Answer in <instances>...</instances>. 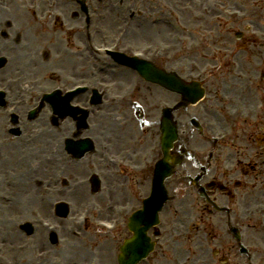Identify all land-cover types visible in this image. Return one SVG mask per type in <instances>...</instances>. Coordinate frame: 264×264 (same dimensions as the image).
Segmentation results:
<instances>
[{"label": "flooded vegetation", "instance_id": "obj_1", "mask_svg": "<svg viewBox=\"0 0 264 264\" xmlns=\"http://www.w3.org/2000/svg\"><path fill=\"white\" fill-rule=\"evenodd\" d=\"M39 2L41 4L40 13L43 14L48 9L50 1L39 0ZM13 3L12 0H0V40L12 47L15 52L25 47L33 51L31 54L32 64L29 74L19 75V78L27 77L24 83L14 82L6 71L0 72V86H5L9 80L8 93L2 97V105H0V135L4 134L6 124L8 133L11 128V120L17 122L15 132L16 128L21 129L20 137L24 133L38 136L39 133H43V130L54 134L62 133L61 151L64 172H69L71 176H73L72 173L76 174L81 179L85 178L88 188L76 182L73 187L75 193L81 194L84 190H88L90 193L86 178L89 173L86 172V169H91L95 165H92L87 156L83 157L85 160L81 158L79 161H72L70 154L66 151L65 140L75 133L94 140L101 133L103 125L111 122V115L115 110L122 116L129 112L128 98H124L122 101L115 100L113 103L104 98L105 94L91 97V93H86L72 100L71 106L87 111L86 124L83 127L76 126V113H70L57 126H54L53 109L49 103L44 101L41 107L43 111H38L33 120L29 119L25 112L26 109L23 114V105L26 102L38 100L35 89L45 84L61 85V83H65V80L62 81L59 74L55 80L54 55L50 52L51 43L48 34H35L33 30L27 32V29H32V26L36 24L35 17H32L34 12H30L27 1H22L19 6H14ZM56 3L57 14L65 17L68 8L60 6L62 3L59 1ZM7 6L9 11L6 9ZM9 12L18 13L23 18L21 23H19L20 17L16 14L8 16ZM30 13L33 22L29 19ZM76 24L75 27L78 28L76 32L71 34L67 28L65 34L69 40L73 36L75 47L83 44V32H80V27L85 30L91 29L95 31L96 35L102 32V27L98 25L89 28L81 16L77 17ZM24 25L25 28H23ZM256 30L258 32L255 36H247L243 32L237 35L230 29L213 33L210 39L199 48V51L205 48V55L196 59V64L192 69L195 70V88L201 92L202 98L191 104L190 109L188 106L182 105L179 96L174 94L173 97H168L162 94V99L155 111H151L148 102L146 103V112H143L147 119L144 124L149 125L151 117H157L160 110L171 109L178 130V138L173 143L170 153L171 156L181 157V166L175 175L166 182V186L171 195L178 199L177 207L181 208L183 204L181 189L185 173L182 170L188 169L190 173L194 172V177L201 174L197 184L204 187L205 193L222 208L220 211H212L205 202L201 203L203 213L208 212L206 227L209 229L210 242L220 247L218 255L210 251V259H207L205 251L199 250L197 259L203 264L206 259V264H243L241 260L247 258L240 253L238 244L233 242V245H230L229 242H226L224 235H216L214 232L222 227L221 215L230 216L235 210L254 213L258 207L264 205V26H256ZM35 38L36 45L34 44ZM67 59L65 53L61 55L60 60L65 62ZM12 68L21 69L17 65ZM99 83L113 85L117 81L101 79ZM31 84L34 85L32 90L29 88ZM114 92L115 96L126 95L127 86L117 84L114 87ZM144 99L147 101V98ZM15 100H22V103L16 108V112L10 113L8 108L15 105ZM29 105L27 104V107ZM37 125L41 126V129L33 132ZM155 125L154 123L153 126L155 127ZM156 135L155 128L148 136L153 138ZM43 137L39 143H35L36 148L32 142L27 144L30 151H33L35 161L38 160L37 156L42 154L37 146H40L45 152L52 149L54 137L46 141L43 140ZM133 139V134L121 133L119 130L115 133L114 138L110 135L99 138L100 143H114V149L110 151L112 156L127 157L126 159L135 167H143L141 173L118 171L112 168L114 182L118 186L115 188L119 189L120 185L129 182L137 184L136 193L122 197L132 205V211L135 210V201H140L147 190L152 162L160 157L159 151L157 153L156 149H152L149 139H147L148 144L140 148L123 145ZM8 144V151L15 154L17 152L16 145ZM20 148L19 145L18 151ZM108 149L106 145H101L99 155L101 161L103 158L107 159L108 155L105 150ZM49 158L51 159V157ZM28 164L35 165L32 161ZM97 164L99 167L111 168L107 162H98ZM18 165L17 154L13 162L0 160V188L7 193L13 203L22 198L23 190L28 192V183L24 182L23 186L16 177ZM101 172L104 173L103 169ZM54 174L55 170L50 168L46 180L51 185V190L55 189ZM32 177L33 173L27 177V180ZM34 184L37 185L35 180ZM219 185H222L223 188ZM65 188H68L67 191L71 189L70 186ZM36 194L34 191L33 196L28 200H33ZM110 194L111 196L115 195L113 192ZM51 195L48 193L44 199L49 200ZM31 203L33 202H29V205ZM114 239L119 243L122 241L121 237L115 236ZM258 239L263 241V237H258ZM200 240L201 238L197 239V244H200Z\"/></svg>", "mask_w": 264, "mask_h": 264}, {"label": "rangeland", "instance_id": "obj_2", "mask_svg": "<svg viewBox=\"0 0 264 264\" xmlns=\"http://www.w3.org/2000/svg\"><path fill=\"white\" fill-rule=\"evenodd\" d=\"M183 1H187V0H183ZM263 11H264V9H263ZM7 18H9V17L7 16ZM79 70H80L79 65L69 63L65 66L57 67L56 72H58V73L60 72L61 77L64 80H68V78L70 76H81L78 73ZM44 179L46 180L45 173L40 174L39 180L42 181ZM0 190H2V189L0 188ZM24 200L26 202L25 196H24ZM39 201H40V205L41 204H44L47 206L50 205L49 201L41 202V199ZM108 202H112V199L110 198L108 200ZM126 202H128V201H125L124 203H126ZM3 203L4 202L0 201V210L3 206ZM40 205H38V206H40ZM34 207H36V206L33 205L32 208H34ZM20 212L23 213V217H27L26 215H28L30 213V211H28V208H26V207L23 209V211H20ZM8 217H9V212H7L6 209H5V211L0 212V240L2 241V244L4 246L2 254L9 260L10 264H22L23 259H24L23 264H26L25 262L29 259L32 260V257L35 256L36 252L42 251V250H45L48 248L47 245H45L44 247L42 246L44 243H39V242H45V239L41 238L40 239L41 241L40 240L35 241V242H38L36 247L34 246V248H27L25 246L22 249H20L18 247V244H19V242H22V240L24 238L23 239H17L16 236H14V233L11 234L14 229L7 226L6 219ZM35 238H36V236H35ZM71 240H72V242H76L79 244V241L77 238H74V239L72 238ZM99 240H101L103 243V247L98 249V251L100 252V255L97 254L96 252L95 253L88 252L87 254H85L84 251H86V250L82 251V250H79L80 249L79 247H77L76 253H74V254H76V258L78 260L72 261V262H74V263L76 262V264H88L90 259L94 256V258L99 259L101 261L100 262L101 264H109V263H107V260L111 259V256L114 252L112 249L114 246V242L111 239H108V237L102 236V235H99ZM93 251H94V249H93ZM173 251H174L173 248H169L168 254L171 255L173 253ZM174 257L175 256L172 255V261H174ZM66 258H64V259H66ZM103 258H107V260L105 261V260H103ZM175 261H177V260L175 259ZM68 264H72V263H68Z\"/></svg>", "mask_w": 264, "mask_h": 264}, {"label": "bare ground", "instance_id": "obj_3", "mask_svg": "<svg viewBox=\"0 0 264 264\" xmlns=\"http://www.w3.org/2000/svg\"><path fill=\"white\" fill-rule=\"evenodd\" d=\"M15 145H16V150H17V148L19 147V143L16 142ZM10 158H11V160H10ZM10 158L8 159V162H13V157H10ZM56 159H59L60 160V158H59L58 155L56 156ZM30 161H32V159L29 158L28 159V162H30ZM23 182H24V178L21 179V183H23Z\"/></svg>", "mask_w": 264, "mask_h": 264}, {"label": "water", "instance_id": "obj_4", "mask_svg": "<svg viewBox=\"0 0 264 264\" xmlns=\"http://www.w3.org/2000/svg\"><path fill=\"white\" fill-rule=\"evenodd\" d=\"M126 247H127V246H126ZM126 247H125V248H126ZM121 264H122V263H121ZM123 264H124V263H123Z\"/></svg>", "mask_w": 264, "mask_h": 264}]
</instances>
